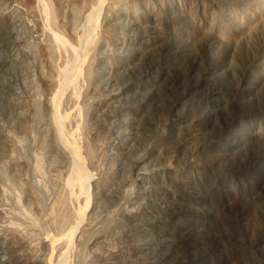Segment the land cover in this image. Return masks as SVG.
Listing matches in <instances>:
<instances>
[{
  "label": "rangeland",
  "instance_id": "rangeland-1",
  "mask_svg": "<svg viewBox=\"0 0 264 264\" xmlns=\"http://www.w3.org/2000/svg\"><path fill=\"white\" fill-rule=\"evenodd\" d=\"M105 41L138 59L110 82ZM204 46L225 74L251 65L239 93L200 87L206 61L189 73ZM161 58L183 62L178 86L141 81ZM260 81L264 0H0V248L26 264H264Z\"/></svg>",
  "mask_w": 264,
  "mask_h": 264
},
{
  "label": "clouds",
  "instance_id": "clouds-1",
  "mask_svg": "<svg viewBox=\"0 0 264 264\" xmlns=\"http://www.w3.org/2000/svg\"><path fill=\"white\" fill-rule=\"evenodd\" d=\"M114 43L115 48L113 49L108 48V44L106 41L101 46V51L104 52L105 55L100 60L97 67L100 74V78L103 79L105 82H110L111 80H117L121 78L123 75L126 74V69L128 65L134 64L138 60L135 59L134 62L125 63V57H128L129 59H131L132 57L126 53H123V50L121 49L118 41ZM200 57H204V60H201ZM205 61L208 63V67L200 76V87L204 88L207 87L209 83L218 81L220 87L229 91L235 90L237 93L240 92L251 65L244 70L237 68L235 70L228 71L227 74H225L226 69H229L231 66L230 57L228 58L225 67L218 68L216 66V62H213V50L204 46L202 54L196 58L194 63H192L189 73H199L200 68ZM164 65L165 61L163 58H161L158 62L156 61L154 63H151L150 66H145L141 68V81H143L145 78L150 77L151 74L156 73L158 74V83L155 86L162 84L166 80H169L170 76L176 80V84L178 86L179 77L177 73L182 72L181 69L183 62H180L178 65H166L162 69V66ZM237 73H239V76L237 75ZM262 89H264V81H260L256 85L255 91L249 96H252L253 94H258ZM212 94H218L221 96L224 95V93L220 91V88H217L216 92ZM123 127V124H119L111 128L110 138L108 141L110 145L119 141L121 130L123 129ZM161 131L166 132L168 134L169 129H161ZM105 181L106 174L104 171H101L97 183L101 184ZM105 187H107V183L105 184ZM6 238V232L3 229H0V245H5ZM27 258V253L24 251L16 250L10 252L8 249H6V247L0 248V264H26ZM189 264H191L190 261Z\"/></svg>",
  "mask_w": 264,
  "mask_h": 264
}]
</instances>
